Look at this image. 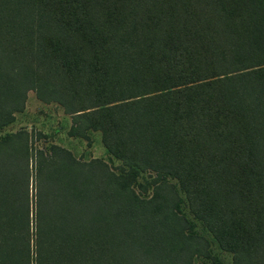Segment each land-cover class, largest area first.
Returning <instances> with one entry per match:
<instances>
[{
    "label": "trees",
    "instance_id": "trees-1",
    "mask_svg": "<svg viewBox=\"0 0 264 264\" xmlns=\"http://www.w3.org/2000/svg\"><path fill=\"white\" fill-rule=\"evenodd\" d=\"M28 89L125 168L0 135V264H192L181 197L233 264H264V0H0V128Z\"/></svg>",
    "mask_w": 264,
    "mask_h": 264
},
{
    "label": "rangeland",
    "instance_id": "rangeland-1",
    "mask_svg": "<svg viewBox=\"0 0 264 264\" xmlns=\"http://www.w3.org/2000/svg\"><path fill=\"white\" fill-rule=\"evenodd\" d=\"M73 120V115L66 113L62 105L56 101H44L38 98L33 90L28 89L23 107L20 110L14 111V119L12 122L0 128V135L7 131L15 130L18 127H25L30 134V146L32 148L42 147L46 149L50 143H58L68 148L79 160L100 157L114 172L121 171L125 168L121 164L120 159L106 151L101 141V132L99 129L88 130L87 136L85 137L69 135L68 128L74 124ZM34 165V161L31 159L29 175L30 212L33 210L34 200ZM161 177V174L154 171L146 170L139 172L133 188L140 196L148 197L151 195L153 184ZM166 179L173 184L178 192L177 183L174 178L167 177ZM139 182L146 189H143L138 184ZM178 211L192 221V230L206 239L208 253L194 255L192 264H233L232 253L219 247L202 222L192 217V213L188 210L182 197Z\"/></svg>",
    "mask_w": 264,
    "mask_h": 264
}]
</instances>
